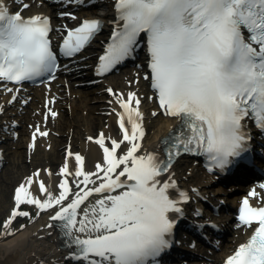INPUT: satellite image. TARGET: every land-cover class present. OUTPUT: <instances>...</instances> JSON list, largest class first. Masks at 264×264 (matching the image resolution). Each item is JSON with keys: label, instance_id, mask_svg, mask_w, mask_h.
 <instances>
[{"label": "snow or ice", "instance_id": "snow-or-ice-1", "mask_svg": "<svg viewBox=\"0 0 264 264\" xmlns=\"http://www.w3.org/2000/svg\"><path fill=\"white\" fill-rule=\"evenodd\" d=\"M32 7L31 0H0V82H6L12 104L25 82L57 79L61 69L67 70L59 55L77 57L105 24L98 16L75 27L64 23L57 50L51 16H26ZM112 11L115 18L94 74L103 77L143 49L145 62L137 65L143 75L137 72L127 83L139 85L143 79L151 95L109 86L106 90L118 105V135L101 129L88 137L101 150L92 169L86 167L85 155L69 146L58 191L44 179L45 173L57 175L51 168L22 177L3 222L4 235L26 229L25 224L12 226L19 217L35 220L30 210L35 208L37 215L50 213L43 227L58 230L68 249L66 259L75 264H162L174 246L185 204L192 200L189 191H177L174 165L179 159L203 156L213 173L255 164L251 125L264 134V0H112ZM60 15L78 19L74 12ZM13 83L16 87L7 86ZM145 99L155 105L149 109L153 118L179 121L161 138L159 151L144 143ZM5 111L0 107V114ZM58 115L49 106L44 122ZM32 127L29 150L38 148V136L49 135L39 124ZM250 198L264 203V193L252 188L239 210V221L254 227L253 234L224 264H264V206H254Z\"/></svg>", "mask_w": 264, "mask_h": 264}, {"label": "bare ground", "instance_id": "bare-ground-1", "mask_svg": "<svg viewBox=\"0 0 264 264\" xmlns=\"http://www.w3.org/2000/svg\"><path fill=\"white\" fill-rule=\"evenodd\" d=\"M8 2L12 4L13 0H8ZM31 2L33 7L30 11H25L24 14L27 16L39 12L51 16L54 26L52 39L64 33L59 30L64 23L74 27L84 18L98 16L105 21V24L87 49L77 57L62 64L67 66V70L61 69L57 73V79L50 82V91L49 83L42 87L23 86L21 97L15 104H12V94L4 91L6 82H0V107L6 108L5 113L0 114V130H3L0 134V144L8 145L7 148L0 147L4 153L3 161H0V207L6 206V209L10 207L11 203L13 205L14 187L22 177L37 168H51L52 172L57 174L50 177L45 173L44 179L54 190L58 191L59 169L66 158V149L69 146L73 152H80L85 155L86 167L88 169L93 168L95 160L101 155V150L94 141L90 142L88 137L98 135L101 129H104L108 135H118L120 131L117 115L114 111L118 105L106 90L109 86L123 91L138 88L142 97L145 94L151 95L147 81L141 79L139 85L127 83L128 80H135L137 72H141L143 75V69L137 67V65L145 62V55L141 52L138 53L134 65L121 70L118 75L94 76L93 68L96 57L101 53L102 45L111 30L110 22L115 18L112 11V0H73L72 3H69L68 0H43L42 6L39 0H31ZM96 6H100L102 11L97 12ZM13 10H15V6ZM62 11L74 12L78 19L61 16ZM7 86L16 87L12 84ZM53 97H55L54 101H52ZM24 98L29 99L27 105L23 103ZM49 106L59 115L49 118L45 123L44 112ZM154 106L152 101L145 99L143 110L147 115V135L144 143L148 149L159 151L161 150V138L167 136L173 127L179 124V121L163 115L159 118H153L149 109ZM34 124H39L42 129L48 130L49 135L38 136V148L29 150L28 145L31 141ZM17 126H20L19 131L16 130ZM17 133H19L18 138ZM10 142L13 143L10 144ZM7 162L12 164V168L8 169L2 176V170L7 167ZM74 163L73 158V166ZM30 166L34 169L30 170ZM174 168L176 178L179 180V189L189 191L192 196V200L186 206V216L195 218L201 210L207 208L198 224H192L194 222L191 218H184L182 222L180 221V226L181 224L182 227L197 225L200 228L207 225L209 222L205 220V215L210 209L208 207L210 202L228 210L226 220L221 216L212 221V224H215L212 227L214 232L220 233L222 228L223 231H229V234L224 246L214 254L213 259L208 263L223 264L226 256L232 254L237 246L246 242L253 233L254 227L244 226L238 220L239 209L243 199L252 188L255 187L258 192L264 193V188L260 186L264 181L261 180V182L244 187L234 183L229 190L235 195L230 196L232 193L229 194L222 186H217L219 179L207 174L201 163L184 158L180 159ZM239 175H243L241 178H244L247 174L240 172ZM248 175L251 177L252 171ZM230 180L239 182L235 177ZM193 188H198L199 193L192 191ZM250 199L254 206L262 205L260 199ZM32 210L36 214L35 220L30 223H23L27 225V228L20 229V225H17L19 222L17 218L12 227L20 230L15 234L4 235L2 223L0 227V264H40L42 259L46 261V264H75V261L66 259L68 249L58 230L43 227L49 222L50 213L45 212L37 215L36 209L32 208ZM7 217L3 219V222ZM219 244L217 241L216 245ZM198 251L199 245L195 243L189 248L185 247V249L180 250V254L183 257L184 254L191 257L198 256L196 257L198 261L189 264H205V260H199ZM177 254L179 255L178 250L171 255L169 254L168 257L175 258L178 256Z\"/></svg>", "mask_w": 264, "mask_h": 264}, {"label": "rangeland", "instance_id": "rangeland-1", "mask_svg": "<svg viewBox=\"0 0 264 264\" xmlns=\"http://www.w3.org/2000/svg\"><path fill=\"white\" fill-rule=\"evenodd\" d=\"M95 10H97V12L99 11H102V8L100 7V6H96L95 7ZM117 75L119 74V73H116ZM103 115V114H102ZM16 130L17 131H19L20 130V126H17V128H16ZM3 130H0V134H1V132H2ZM11 143H13V142H10V144ZM0 147H5V148H7L8 147V145H6L5 143H1L0 144ZM24 149V148H23ZM28 164H31V163H29L28 162ZM10 168H12V164H10V162H7V167H5L3 170H2V176L8 171V169H10ZM29 169L30 170H32V169H34V167H32V166H30L29 167ZM0 172H1V170H0ZM228 190V189H227ZM12 202V200L10 201V203ZM13 207V205H12V203H11V205H10V207L8 208V209H6V206H4L3 208L2 207H0V227H1V225H2V223H3V219L6 217V216H8L9 214H10V210H11V208ZM27 207V206H26ZM30 210L33 212V216L36 218V214L34 213V211L32 210V208H30ZM222 213H224V212H222ZM210 214H213V213H211L210 212ZM223 216H225V214H223ZM209 217V218H208ZM19 219V222L17 223V225L19 226V225H21V224H23V223H25V222H27V223H30L33 219H29L28 220V218H24V217H19L18 218ZM25 219V220H24ZM207 219H210V216L209 215H207ZM28 220V221H27ZM187 242H192V238L190 237V236H187ZM198 253H199V260L201 259H203V260H205L204 261V263L205 264H208V263H210V260L211 259H213V255L211 254V253H215L214 251H211L210 249H207L206 247H200L199 248V251H198ZM196 257H198V256H196ZM196 257H194L193 259V261L192 262H196V261H198V258H196ZM187 263H189V262H187ZM176 264H186V262H179V263H176Z\"/></svg>", "mask_w": 264, "mask_h": 264}]
</instances>
